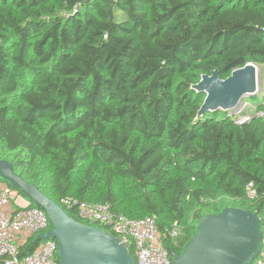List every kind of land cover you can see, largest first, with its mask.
<instances>
[{"label": "trees", "instance_id": "16d2710c", "mask_svg": "<svg viewBox=\"0 0 264 264\" xmlns=\"http://www.w3.org/2000/svg\"><path fill=\"white\" fill-rule=\"evenodd\" d=\"M247 62L264 65V0H0V159L58 204L154 216L171 257L206 214L262 216L264 115L196 118L191 89Z\"/></svg>", "mask_w": 264, "mask_h": 264}, {"label": "water", "instance_id": "95a60500", "mask_svg": "<svg viewBox=\"0 0 264 264\" xmlns=\"http://www.w3.org/2000/svg\"><path fill=\"white\" fill-rule=\"evenodd\" d=\"M258 72L256 63L247 62L225 78L219 76L218 70L202 74L191 86L197 94L205 95L196 118L218 110L232 114L243 97L259 92ZM0 177L45 211L52 228L38 234L33 245L48 238L56 240L60 264H136L118 239L70 217L60 204L17 173L11 161L0 159ZM260 241L258 214L226 207L218 213L204 215L181 252L171 254V261L172 264H252L260 251Z\"/></svg>", "mask_w": 264, "mask_h": 264}, {"label": "built area", "instance_id": "2783aa9c", "mask_svg": "<svg viewBox=\"0 0 264 264\" xmlns=\"http://www.w3.org/2000/svg\"><path fill=\"white\" fill-rule=\"evenodd\" d=\"M239 105L240 103L231 114L234 118L242 111ZM253 115L263 116L264 111L235 119L241 124L249 121ZM245 190L249 200L256 198L252 182L245 185ZM60 205L64 209L75 210L81 220L106 226L112 237L133 251L137 264H172L154 216L131 219L115 213L107 204L85 202L73 196L62 197ZM261 215L260 220L263 222L260 223V251L252 264H264V204ZM51 228L45 211L31 206L22 194L0 177V264H58V243L54 239L40 240L30 253L19 254L23 244L38 234H45ZM170 236L174 240L179 237V230L175 225Z\"/></svg>", "mask_w": 264, "mask_h": 264}, {"label": "rangeland", "instance_id": "374dc122", "mask_svg": "<svg viewBox=\"0 0 264 264\" xmlns=\"http://www.w3.org/2000/svg\"><path fill=\"white\" fill-rule=\"evenodd\" d=\"M258 67H259V72H258L259 92L254 96H248L242 98V101L240 102L239 105L242 111L240 114L236 115L237 117L235 116L236 119L248 116L253 113L260 114L261 112V110L257 108V104L263 101V96H264V65L258 64ZM200 95H203V98L205 96L204 93H200Z\"/></svg>", "mask_w": 264, "mask_h": 264}]
</instances>
